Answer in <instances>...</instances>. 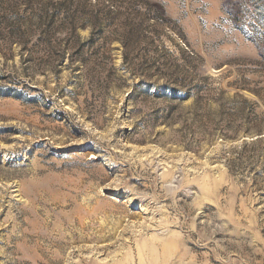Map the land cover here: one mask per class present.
Wrapping results in <instances>:
<instances>
[{"label": "rangeland", "instance_id": "obj_1", "mask_svg": "<svg viewBox=\"0 0 264 264\" xmlns=\"http://www.w3.org/2000/svg\"><path fill=\"white\" fill-rule=\"evenodd\" d=\"M256 45L264 0H0V264H264Z\"/></svg>", "mask_w": 264, "mask_h": 264}, {"label": "bare ground", "instance_id": "obj_2", "mask_svg": "<svg viewBox=\"0 0 264 264\" xmlns=\"http://www.w3.org/2000/svg\"><path fill=\"white\" fill-rule=\"evenodd\" d=\"M156 246H147L145 245L144 246V249L146 250L145 253H146V256H151L153 257L154 255L157 257V260H156V257H154L151 264H167L168 263V259H169V256L170 254H172V249H171V245L167 244V243H154ZM161 255L159 254L161 251ZM157 253L160 255V257L157 256ZM159 258H162V261L160 262L161 259ZM144 259V258H143ZM142 259V260H143ZM147 259V258H146ZM145 261V260H144Z\"/></svg>", "mask_w": 264, "mask_h": 264}, {"label": "trees", "instance_id": "obj_3", "mask_svg": "<svg viewBox=\"0 0 264 264\" xmlns=\"http://www.w3.org/2000/svg\"><path fill=\"white\" fill-rule=\"evenodd\" d=\"M258 47V49H260V52H259V55L261 57V59L263 60L264 62V45L261 47L259 45H256ZM262 63V62H261Z\"/></svg>", "mask_w": 264, "mask_h": 264}, {"label": "water", "instance_id": "obj_4", "mask_svg": "<svg viewBox=\"0 0 264 264\" xmlns=\"http://www.w3.org/2000/svg\"><path fill=\"white\" fill-rule=\"evenodd\" d=\"M261 137H264V132L260 135L253 136V138H250V139L252 140V139L261 138Z\"/></svg>", "mask_w": 264, "mask_h": 264}]
</instances>
